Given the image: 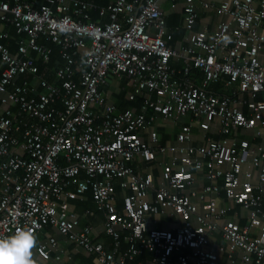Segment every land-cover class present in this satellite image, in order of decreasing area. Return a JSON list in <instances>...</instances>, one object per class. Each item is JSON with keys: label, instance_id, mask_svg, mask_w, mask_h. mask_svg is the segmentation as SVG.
<instances>
[{"label": "built area", "instance_id": "2783aa9c", "mask_svg": "<svg viewBox=\"0 0 264 264\" xmlns=\"http://www.w3.org/2000/svg\"><path fill=\"white\" fill-rule=\"evenodd\" d=\"M163 1L113 0L100 8L101 16H109L100 24L92 20L97 6L88 0H46L39 6L37 0H0V22L27 36L16 56L3 42L9 35L0 30V237L31 227L37 264H67L55 236L38 239L48 226L93 254L97 264H139L136 258L145 251L155 255L151 264H220L223 253L230 264H264V141L238 145L228 137L208 138L185 146L192 127L183 125L177 135L182 144L168 147V163L159 162L167 184L156 190L154 201L148 199L152 174L132 165L136 157L157 163L166 149L157 144L156 131L149 133L150 142L140 134L154 121L149 110L167 118L191 114L203 131L219 120L225 135L252 129L264 137V0L204 2L203 8L214 7L223 18L201 30L195 29L196 0H184L189 44L176 46ZM65 19L72 32L54 31ZM44 38L59 46L65 64L56 70L59 83L41 78L38 88L20 80L39 74L32 53L51 60ZM124 77L144 99L140 112H117L101 90L111 78ZM220 83L226 92L211 88ZM59 102L62 109L56 108ZM200 171L210 181L204 193L224 194L248 212V222L226 218L227 209L216 199L193 202ZM87 191L105 215L113 249L95 241L93 226H81L71 211L70 200ZM159 207L181 217L175 231L149 227L147 216ZM218 228L224 245L211 244L209 235ZM121 230L128 234L123 237Z\"/></svg>", "mask_w": 264, "mask_h": 264}, {"label": "crops", "instance_id": "0c3cea01", "mask_svg": "<svg viewBox=\"0 0 264 264\" xmlns=\"http://www.w3.org/2000/svg\"><path fill=\"white\" fill-rule=\"evenodd\" d=\"M5 1H12V0H5ZM92 2L95 6H97L96 10L91 12V18L93 21H96L100 24H103L109 20V16L107 14L100 15L99 10L105 4H109L113 0H88ZM221 0H196V4L199 7L200 15L197 23L195 24L196 30L201 29H212L214 28L216 22L223 18L219 16L215 12V8L205 9L203 8L204 2H210L214 5L220 3ZM46 2V0H37V6ZM109 2V3H108ZM184 0H165L161 3V8L166 16L167 25L169 32L173 35L172 44L177 45L180 44H189L185 38L187 36V32L184 28V12L183 9ZM173 4L175 7H173ZM107 6V5H106ZM96 14V16H94ZM0 30L6 32L9 36L4 39L5 45L14 53L16 56H20L21 54L18 51L19 42L21 40H26V34L19 33L15 26L13 25H6L0 22ZM44 44L48 45L50 42L47 38L41 40ZM53 44L54 51L52 50L53 56H51V60L45 62L42 58H40L36 53H32L31 56H34L36 59V64L43 69V72L40 71L37 75L26 74L22 76L20 81L28 80L32 86H36L39 88V80L41 78H45L51 82L59 83V79L57 76V68L63 66L65 61L61 57L60 48L57 44ZM51 44V45H52ZM84 52V51H83ZM81 54V52H80ZM82 55V54H81ZM83 56V55H82ZM80 56L79 58H81ZM53 58V59H52ZM263 63H264V58ZM178 63L181 65V61H174V63ZM52 64V66H51ZM75 74L73 78L78 81L80 79V73L77 66H75ZM39 68V69H40ZM2 70V65L0 64V73ZM221 88L217 85H211L213 90H218L219 93L226 92V88L222 86L220 83ZM101 90L106 94L109 101L116 105L117 112L125 110L127 108L134 109L136 112H140L141 106L144 102V99L141 95H137L134 92L133 86L129 82L127 78H111L107 81L104 85L101 86ZM57 109H62V104L59 102L56 106ZM247 113L248 110L245 108ZM148 115L154 117V121L151 126L147 128H143L140 131L141 136L144 138L145 141L150 142L149 133L151 131H156L158 134V142L157 144L161 146H165L166 149L164 151H160L158 153V162L154 163H147L143 161L140 157H136L132 165L136 170L145 173V174H152L154 178V190H151L150 194L148 195V199L150 201H154L156 190L164 184H167L163 173H162V163H168L172 156L173 152L168 150V147L175 145L179 146L180 143L177 140V135L181 131V128L185 124H190L192 127L191 136L189 140L183 143V145H192V146H200L206 143L208 138L212 139H225L226 137L230 138L231 141L236 142L239 145L241 140H248L251 144H260L264 141L263 138H259L256 136L255 130L252 129H243L238 131L237 133H232L225 135L221 132V123L219 120L213 123V126L208 131L201 130L199 126V121L195 119L191 114H187L181 117H164L161 114L154 113L152 110L148 111ZM82 179V177H81ZM220 185L222 183L221 180L217 181ZM210 181L206 177L205 171H200L196 173L195 183L192 186V192L196 193L193 197V202L197 206H201L204 200L208 199H216L218 200L219 204L227 209V213L225 215L226 218L236 219L240 224H244L248 222V212L241 208L240 206L235 205L231 200L225 198L224 194H214V193H204L203 188L209 184ZM116 189L117 192L122 191L121 181L116 180ZM76 189V187H73ZM71 203V211L76 213L80 217V225L90 224L93 226V238L95 241L102 243L106 248L113 249L114 241L112 236L106 234L104 228V220L105 215L103 212H99L96 210L95 202L92 198V193L87 191L81 194L78 198L70 200ZM118 208L122 209V197L121 193H119L118 198ZM87 210H91L94 214L88 215L86 213ZM147 221L149 227L155 229H165L170 231H175L178 226L182 223L181 217L176 214L171 208H158L157 212L149 213L147 216ZM223 220L220 222L222 224ZM122 236H126L128 232L126 230L120 231ZM47 235L55 236L60 245V249L62 250L63 258L67 264H97L94 260V255L85 252L81 247L77 246L76 244L70 242L65 236H63L56 228L48 226L45 229L43 234L38 235V239H45ZM211 240V244H220L224 245V240L222 237V233L218 228L214 232H211L209 235ZM128 247V243L122 239V244L120 247V251H125ZM188 250H185L187 252ZM238 256L239 253H236ZM155 255L150 251H145L141 255L136 258V262L139 264H151V259H153ZM177 254L174 255L176 257ZM34 257L36 255L34 253ZM221 262L220 264H230L228 261V256L226 253L221 254ZM40 261V260H39ZM43 264L42 261H40Z\"/></svg>", "mask_w": 264, "mask_h": 264}, {"label": "clouds", "instance_id": "9594fccd", "mask_svg": "<svg viewBox=\"0 0 264 264\" xmlns=\"http://www.w3.org/2000/svg\"><path fill=\"white\" fill-rule=\"evenodd\" d=\"M54 31L71 33L72 26L65 19L55 25ZM95 36V33H89ZM225 43L229 37H223ZM37 245V236L31 227H19L13 234L0 237V264H37L34 259V249Z\"/></svg>", "mask_w": 264, "mask_h": 264}, {"label": "trees", "instance_id": "16d2710c", "mask_svg": "<svg viewBox=\"0 0 264 264\" xmlns=\"http://www.w3.org/2000/svg\"><path fill=\"white\" fill-rule=\"evenodd\" d=\"M109 3V2H108ZM40 5V4H39ZM106 5H108V4H105V6ZM94 16H96V14H94ZM4 41V40H3ZM52 43H49L47 46H49V47H51L52 48V50L54 51V48H53V44L51 45ZM52 56H53V54H52ZM53 59V58H52ZM51 66H52V64H51ZM40 68V67H39ZM41 72H43V69L41 70V68H40V73ZM42 74V73H41ZM43 75V74H42ZM44 76V75H43ZM44 77H46V75L44 76ZM215 85V84H214ZM219 88H221V85H219V84H216ZM216 92H219V89L218 90H215Z\"/></svg>", "mask_w": 264, "mask_h": 264}]
</instances>
